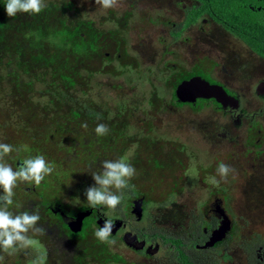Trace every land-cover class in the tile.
Instances as JSON below:
<instances>
[{
    "label": "trees",
    "instance_id": "trees-1",
    "mask_svg": "<svg viewBox=\"0 0 264 264\" xmlns=\"http://www.w3.org/2000/svg\"><path fill=\"white\" fill-rule=\"evenodd\" d=\"M120 1L124 3V0ZM197 1L199 4L188 11L185 21L171 26L172 35L179 37L186 26L197 22L204 13H210L227 26H238L246 32L254 33L256 42L248 35L244 37L264 56L263 12L250 10L245 6L244 0ZM45 2L47 7L39 14L17 13L16 16L9 17L5 8L6 0H0V130L3 131L0 143L12 144L14 139L22 137L21 140H30L28 144L21 141L22 148L28 149L36 145L37 150L40 140L48 138L47 134L54 132L53 135L65 138L66 142H72L74 147L76 146L74 137H79L95 147L100 146L99 148L105 145L110 147L108 143L118 138L123 142L122 145H128L131 137L128 136L127 130L132 124L131 120L138 117L132 110L133 106L120 102L119 107L113 111L105 103H99V100L103 89L111 87L110 83L102 81L103 77L112 78L111 76L120 77L135 73L142 83L149 80L152 75L148 74L151 68H142L137 50L132 47L129 34L132 30L129 25L131 13L116 6L102 8L101 13H96L92 7L95 0H45ZM146 17H142L143 20L141 22L138 20V23L148 21ZM168 22L166 18L164 25ZM105 26L110 28L105 29ZM144 30H148L145 24L141 28V31ZM114 61L118 62L117 66H114ZM158 73L155 69V76H158ZM182 79L168 75L167 86L175 89ZM111 88L120 94L122 84L117 83ZM144 101L151 107L142 111L143 116L150 111L153 112L152 108L159 111L161 107L167 110L184 106L177 100L175 93H172L169 101H165L156 89H153ZM144 101L141 100L139 104H144ZM139 104L133 109L141 108ZM2 106L5 112L2 111ZM136 120L144 125L148 132L145 119L138 117ZM85 122L87 128L82 127ZM100 123L108 126L109 132L106 135L96 134L95 128ZM142 139L146 142L148 150H143L140 138L138 141L141 144L136 155L141 157L142 154H147L140 169L141 167L148 169V160L153 164L163 161L164 164L177 167L176 160L181 158L179 153L181 147L178 142H169L168 147L165 146L168 142L164 140L163 144L151 141L146 136ZM92 150L94 149H87V153L90 154ZM20 152L15 154L13 148V151L5 156V162L15 169L19 166L15 163L16 160L31 157ZM110 155V157L103 155L101 158L95 155L94 161L91 155L87 156L88 158L78 155L77 161L69 162V166L81 163L83 165L81 169L69 167L64 171L62 165L60 170L52 173L51 179L46 176L41 184L36 186L35 191L26 190V187H31L32 184L18 182L19 186L14 189L16 193L19 188L21 195L16 193V198L30 200V205H25L22 210H34L36 207H30L35 203L45 205L50 200L45 195H50L51 192L55 194L57 191L63 197L66 193L73 197L82 196L86 188L95 183L91 171H96L101 166L98 161L117 159V154L113 155L111 152ZM65 161L63 156L62 160H52V164H62ZM134 167L137 172L138 167ZM38 194H42L43 197L42 195L36 197ZM177 195L178 191L172 190V196ZM241 227L247 228V222L242 223ZM71 247L76 250V255L81 244L78 240L73 241ZM74 260L77 264V260L75 258ZM110 261L113 260L109 259L108 262ZM108 262L103 261L104 264Z\"/></svg>",
    "mask_w": 264,
    "mask_h": 264
},
{
    "label": "flooded vegetation",
    "instance_id": "flooded-vegetation-1",
    "mask_svg": "<svg viewBox=\"0 0 264 264\" xmlns=\"http://www.w3.org/2000/svg\"><path fill=\"white\" fill-rule=\"evenodd\" d=\"M179 2L184 7L183 21L188 11L199 4L197 0H177L176 4ZM244 4L250 10H258L264 14V0H244ZM170 23L175 25L180 22L170 20ZM196 25L210 33L207 39L208 53L199 57L202 62L195 61L191 69L177 78L182 77L183 81L193 76H202L213 84L222 85L238 101L236 107L234 103L225 106L215 98L201 99L202 109L211 108L216 115L226 117L229 122L228 130L222 127L213 139L215 150L206 153L207 158L195 157L197 152L193 150V166L190 165L191 160L183 169V190L186 191L188 186L187 193H201L191 204L186 205L182 200L183 194L178 191V195L173 197L172 189L167 188L164 191L165 197L156 196L155 207L151 209V205L148 206L152 202L149 200L150 177L144 174L147 168L140 169V165L136 163L137 155L133 160L127 158L132 165L138 167L137 173L130 180L134 188L124 190L122 203L116 209L104 205L90 207L85 193L69 197L70 199L65 195L60 202L57 199L48 201L56 203L55 205L47 202L45 205L35 203L30 207L38 206L41 217L38 226L45 229L43 235L29 232L33 239L45 241L42 250L46 254L45 264H69L68 260L74 258L77 264H104L103 261L108 262L109 259L113 261L106 264H264V222H261L264 219L256 220L253 216L234 209L238 208L235 203L242 188L252 187L254 190L263 185L257 176L264 173L261 171L264 170V74L260 73H264V56L245 39L244 36L248 35L256 42V35L252 32H246L238 26H227L210 13H204L197 22L190 23L184 32ZM208 26L211 30L206 28ZM182 35L172 36L175 40H180ZM232 39L237 40L241 49L249 54L245 53L248 61L244 65L229 71L228 67L234 66V61L229 60L230 52L223 47H227ZM183 41H191V38L187 37ZM232 49L231 53L234 47ZM235 55L239 53L235 52ZM261 62L263 65H256ZM247 65H250L252 71L248 72ZM220 75L226 81L219 78ZM249 95L253 98H249ZM251 99L254 101L253 112L248 107ZM198 100L182 104L192 108L199 105ZM178 144L181 147L180 157L181 152L185 156L186 150H182L181 143ZM223 146H227V150L222 151ZM137 152L139 151H134L135 154ZM183 160V157L177 159L176 163L185 164ZM21 161L22 158H19L15 163L19 165ZM220 163L235 169L226 179L217 172ZM210 165L213 167V172L210 173L212 178L205 174ZM51 175H48L50 179ZM202 175L204 179L200 181L199 177ZM172 186L177 188V183L174 181ZM29 188L26 187V190H36L35 184ZM19 192L18 188V194ZM231 202L234 204H230ZM83 212L90 214L84 218L81 230L74 231L71 223ZM106 219H110L114 225L109 240L115 243L101 242L104 245L99 246L94 257L82 252L81 247L75 255L73 246L69 248L65 245L64 239L74 238L72 242L79 241L86 234L96 238L95 231L103 226ZM245 221L248 227L242 228L241 224ZM25 264H31L28 258Z\"/></svg>",
    "mask_w": 264,
    "mask_h": 264
},
{
    "label": "rangeland",
    "instance_id": "rangeland-1",
    "mask_svg": "<svg viewBox=\"0 0 264 264\" xmlns=\"http://www.w3.org/2000/svg\"><path fill=\"white\" fill-rule=\"evenodd\" d=\"M176 1L177 0H124L123 3L118 0L116 7L118 9L125 8V10H129L131 13L129 25L132 27V30L129 32V34L132 47L134 49L136 48L137 50V57L141 61L140 64L142 68H151L148 70V74L149 76L150 74L152 75L150 76L149 80L142 83L140 80H138L135 73L133 75L126 74L120 77L111 76L112 78L107 76L103 77V79L100 76L99 80L102 79L103 82L110 83L111 87L117 83L122 84V89L120 91L121 93L118 94V92L113 90L111 87L107 89L104 88L99 103H105L106 106L110 107V110L113 109V111L119 107L120 102H124V104L126 103L130 106H133L134 108V106L139 104L141 100L144 101L146 98H148V94H150L153 89H156L159 95H161L165 101H169V99L172 98V93H175V89L167 86L166 78H168V75H172L174 78H177V76L182 75L186 70L191 69L195 61H203H199V57L208 53L207 39L209 38L208 35L210 34L205 28H202L200 25H196L190 30L184 32L180 40H175V38L170 33L172 26L170 20L173 22H182L184 19V7L182 6L181 2L176 4ZM92 7L95 9L96 13L102 12V7L96 3H94ZM249 15L254 16L252 14ZM142 17H146L148 21L139 24L138 20L141 22ZM166 18L169 22L167 25H164ZM143 24L147 26V31H141ZM109 28V26H105V29ZM206 28L211 30L209 26ZM187 37L191 38V41L184 42L183 40ZM223 38L224 37H220V39ZM233 47L234 51L231 53ZM223 48L230 52L229 60L231 62L234 61V66L228 67L229 71L239 68V65H244V62L248 61V57L245 54L248 52L241 49L237 40L234 39L233 41L232 39L228 43V46ZM235 52H238L239 55H235ZM113 64L114 66H117L118 62L114 61ZM173 64L176 65L173 66ZM249 64L252 66V63ZM256 65L261 66L263 65V62ZM247 66L249 68L248 72L252 71V69H250V65ZM155 69H157L159 72L158 76H155ZM260 73L261 75L264 74L262 71ZM219 78L223 79V81H226L223 75H220ZM248 97L253 98L252 95H249ZM97 98L95 99L98 100ZM198 101L199 105L193 106L192 108L190 106H181L180 108L176 107L166 110L160 106L161 108L159 111H155L154 108H152L153 112L150 111V113H146L145 116L142 115V111L151 107L148 102L146 103L144 101V104H139L141 108H137L136 110L132 108L136 116L143 117L145 119L148 132L146 127L141 125L136 120L138 117L134 118L131 120L132 124L129 127V130H127L128 136L131 137L130 143H128V145H122L123 142L118 138L108 143L110 147L105 145V147L103 146L99 148L100 146L95 147L90 143H85L79 137H74L76 139V146L74 147L72 142H66L65 138H62L61 136L59 137L55 134L53 135L54 132L47 134L48 138H42L40 140L38 143L40 145L38 146L37 150L36 145L31 146L28 149L24 147L22 148L21 141H24L27 144L30 142L29 139L21 140L22 137H17L14 139L11 145L15 150V154L16 152L21 151L20 153H27L26 155L28 157H35L37 153V155H44L46 160L50 163H52V160H62L64 156L66 160L64 163H54V165L56 170H60L61 166L63 165L62 168L65 171L69 167L81 169L83 165L80 162V165L78 164L76 166H69V162L71 163V161H77L78 155H83V158H88L91 155V159L94 161L95 155L99 156V158L103 157V155L110 157V153L112 152L113 155L117 154V158L126 157L133 160L136 156L134 151H136L137 148H140L139 146L141 143L138 141L140 138L143 142V150H148L146 142H144L142 139V137L145 136L151 141L159 143H162L163 140L164 142L167 140L168 143L165 146L168 147L169 142H179L183 146L182 150H186L185 156L183 155V152H181V158L183 157V162L185 164L181 165L180 162L177 164V167H174L169 164H164L163 161L154 164L150 160L147 162L148 169L145 170L144 174L146 173L150 177L149 188H151V196L149 200H152L148 206L151 205V209L152 207H155L156 196L165 197L164 191L167 188L177 190L180 194H183L182 200L186 205H189L191 204L192 200L201 193V191H196L195 193L191 194L190 192L187 193L188 186L185 188L186 191L183 190L182 177L185 174L183 169L187 164H190L191 160L192 164L190 165L193 166L194 157L191 156V154H193V150L194 152H197L195 157L200 158H205L204 156H206V153L208 154L212 150H215L213 144L215 140L213 139L217 136L222 127H225L228 130L229 123L226 117L222 115H216L211 108L203 107L202 109L200 104H202L203 100L199 99ZM250 102L251 103L248 104V107L250 108V112H253V99H251ZM203 105L205 106V104ZM1 108L2 111L5 112L4 107L2 106ZM216 118H218V120ZM19 120L22 121V119ZM122 124H124V122ZM90 134L91 133L89 132L88 135L90 136ZM2 135L3 131L0 130V137ZM132 137H136V139H132ZM78 144L81 146L79 147ZM87 149L94 150H92L89 154L87 153ZM225 150H227V146H223L222 151ZM218 151L219 150L217 149L216 152ZM29 153L31 155H29ZM189 155L191 159H189ZM146 156V153L142 154L141 157L138 156L136 158V163L138 165H142L144 161L143 158ZM98 164L101 165V159L98 161ZM210 167L206 169L205 174L212 178L211 174L213 172V167H211V169ZM203 176L204 175L199 177L200 181L204 179ZM257 178L263 182V185L254 188V190L252 187L242 188L241 195L236 199L235 203L238 208L234 207V209H236L238 212H245L244 214H249L250 216H253V218H256V220H262L264 219V216H261V214L264 215V173L257 176ZM47 181L48 180L46 179V184ZM174 181L177 183V188H173L172 186ZM18 186L19 183H17L16 187ZM205 190L206 188H204V191ZM2 192L3 190L0 188V194ZM16 193H18V189ZM19 193L21 194V192ZM39 195L42 194H38L36 197H39ZM45 197L50 199L49 201H55L58 199L60 202L63 198V195L56 191L55 194L52 192L50 195L46 194ZM69 197L72 196L67 195L68 199H70ZM13 200L14 203L12 206H10V210H12L14 213L22 210V207H25V205H30V200L28 198L17 199L14 195ZM48 204L55 205L56 203L48 202ZM230 204H234V202H231ZM261 222H264V220ZM34 242V247L29 249L18 248L17 250L13 251L11 255H9L7 252H4L3 250H0V257H3V259H0V264H25L26 258H28L29 262H31L36 257V255L43 254L42 250L45 243V241L41 239H38V241L34 239ZM64 242L67 247L71 248L72 241L70 239H64ZM79 243L81 244L82 252L90 254L92 257H94L99 246L104 245L100 240L95 237H91L88 234H86L85 238L83 237L81 241L79 240ZM68 263L75 264V261L69 259Z\"/></svg>",
    "mask_w": 264,
    "mask_h": 264
},
{
    "label": "clouds",
    "instance_id": "clouds-1",
    "mask_svg": "<svg viewBox=\"0 0 264 264\" xmlns=\"http://www.w3.org/2000/svg\"><path fill=\"white\" fill-rule=\"evenodd\" d=\"M95 3L103 9H109L115 7L118 0H95ZM46 7L45 0H6L5 3L9 17H14L17 13L39 14ZM82 127L87 128V123H83ZM95 132L98 136H103L109 132V128L106 124L100 123L96 126ZM12 151L11 144L0 143V188L3 190V194H0V250L9 255L18 248L34 247L35 242L29 236V232L39 235L45 232L43 227L38 226L41 220L38 206L34 210H19L15 213L10 210L14 203V188L18 182L34 183L38 187L46 176L55 171V165L47 161L44 155L25 158L14 169L4 160ZM234 171L235 169L225 163L217 166L218 174L224 179ZM135 174V167L126 157L103 160L96 171H91L95 183L85 190L89 206L94 208L104 205L116 209L122 203L124 190L134 188L130 180ZM113 227L112 221L106 219L103 226L95 231L96 238L101 242L114 244L115 241L109 240ZM45 261L46 254H38L31 264H45Z\"/></svg>",
    "mask_w": 264,
    "mask_h": 264
},
{
    "label": "water",
    "instance_id": "water-1",
    "mask_svg": "<svg viewBox=\"0 0 264 264\" xmlns=\"http://www.w3.org/2000/svg\"><path fill=\"white\" fill-rule=\"evenodd\" d=\"M175 95L181 103H195L198 99L215 98L225 106L230 103H234L236 107L238 105L237 99L230 96L222 85L213 84L199 75L181 81L175 89ZM89 214L90 212L79 214L77 219L71 223V228L74 231L81 230L83 220Z\"/></svg>",
    "mask_w": 264,
    "mask_h": 264
}]
</instances>
